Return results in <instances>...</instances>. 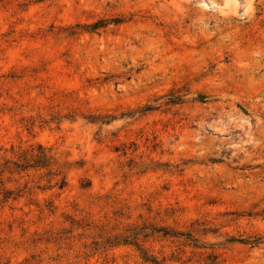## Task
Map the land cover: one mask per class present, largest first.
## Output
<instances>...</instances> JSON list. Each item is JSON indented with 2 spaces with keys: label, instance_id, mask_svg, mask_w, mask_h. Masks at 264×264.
I'll use <instances>...</instances> for the list:
<instances>
[{
  "label": "rangeland",
  "instance_id": "374dc122",
  "mask_svg": "<svg viewBox=\"0 0 264 264\" xmlns=\"http://www.w3.org/2000/svg\"><path fill=\"white\" fill-rule=\"evenodd\" d=\"M264 264V0H0V264Z\"/></svg>",
  "mask_w": 264,
  "mask_h": 264
},
{
  "label": "trees",
  "instance_id": "16d2710c",
  "mask_svg": "<svg viewBox=\"0 0 264 264\" xmlns=\"http://www.w3.org/2000/svg\"><path fill=\"white\" fill-rule=\"evenodd\" d=\"M141 260L146 264H162V261L158 262L155 257L149 256L144 252L142 253Z\"/></svg>",
  "mask_w": 264,
  "mask_h": 264
}]
</instances>
